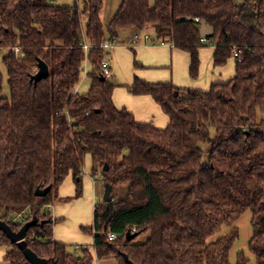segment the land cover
Here are the masks:
<instances>
[{
  "label": "trees",
  "instance_id": "obj_1",
  "mask_svg": "<svg viewBox=\"0 0 264 264\" xmlns=\"http://www.w3.org/2000/svg\"><path fill=\"white\" fill-rule=\"evenodd\" d=\"M101 3L0 0V220L30 211L27 220L38 223L27 232V247L56 264H127L124 255L133 264H230L233 224L249 211L248 248L255 264H264V0H122L105 28ZM201 24L212 31L214 66L231 58L233 46L243 50L232 78L206 91L134 79L131 92L153 98L167 117L164 128L114 106L115 85L99 70L105 37L151 26L152 42L189 53L195 79L205 45ZM82 36L92 46L87 53ZM39 60L48 76L35 82ZM84 63L90 86L79 95ZM87 156L92 175L100 173L111 192L128 188L122 199L95 203L93 227L83 228L94 232V256L88 246L73 254L53 241L54 220L44 210L68 175L79 196ZM47 186L45 196L35 195ZM223 226L232 228L213 240ZM127 232L135 234L130 241ZM0 245L10 248V264H29L1 231ZM235 264L249 260L239 252Z\"/></svg>",
  "mask_w": 264,
  "mask_h": 264
},
{
  "label": "crops",
  "instance_id": "obj_2",
  "mask_svg": "<svg viewBox=\"0 0 264 264\" xmlns=\"http://www.w3.org/2000/svg\"><path fill=\"white\" fill-rule=\"evenodd\" d=\"M58 5H71L76 0H52ZM99 19L105 28L112 21L121 6L122 0H101ZM202 38L211 34V28L206 24L199 26ZM135 30H122L118 33L119 44L105 51V60L109 62L112 72L111 82L115 85L112 92V102L117 109H125L140 123H152L157 128L167 125V117L160 106L149 95H136L131 92L134 79L147 83H170L176 88L206 91L215 82H225L235 74V63L232 58L221 66H214L213 45L209 42L199 49L198 75L192 79L189 75V53L174 47L172 44L161 45L150 39L139 38L132 44ZM95 176L86 167L82 171L79 196L76 194L75 181L68 175L56 189V199L49 209L44 208L52 220V240L66 246L75 247L79 254L81 247L88 246L94 256V232L87 233L83 228L93 227L95 203L101 201L103 190ZM124 186V185H123ZM99 200V201H98ZM86 205V208L85 206ZM88 211L91 219L83 221L79 211ZM69 252V251H68ZM6 254V253H5ZM4 254V255H5ZM0 259V264H10ZM92 264H117L114 259L97 260Z\"/></svg>",
  "mask_w": 264,
  "mask_h": 264
},
{
  "label": "rangeland",
  "instance_id": "obj_3",
  "mask_svg": "<svg viewBox=\"0 0 264 264\" xmlns=\"http://www.w3.org/2000/svg\"><path fill=\"white\" fill-rule=\"evenodd\" d=\"M149 1H150V4L153 5V0H149ZM84 20H85V18H83L82 22H84ZM148 27L150 29L148 33L152 36V28H151V26H148ZM83 67L85 68L86 71H85V73L82 74L81 81H80V83L76 89V93L79 95L86 94L88 89H89V86H90V78L86 75L87 72L90 71V65L88 63H84ZM111 79H112V75L108 81L111 82ZM6 93H7V90L5 87L3 94L6 95ZM85 167L87 170H90L91 162H90V158L88 156L86 157L83 171H84ZM96 181L99 183V185L101 186V189L104 191V182H103L102 178H100V177L96 178ZM127 189L128 188L126 185L115 187L111 192V196L113 197L112 201L124 198V196L127 192ZM100 200L102 201V197ZM84 206L86 208V205H84ZM79 215H81V218L83 219V221H86L87 219H91V214L88 211H86L85 209L83 211L82 210L79 211ZM92 217H93V215H92ZM233 227L236 228L238 231V238L234 241V243L231 246V249L229 251V263L235 264L237 254L239 252H242L246 256V258L249 260V264H255L254 256L250 253L249 248H248V243H249L250 238L252 236L251 213L249 211L244 212L240 216V218L237 221H235V223L233 224ZM231 228L232 227L223 226L220 229L219 233H217L212 239L214 240L216 238L222 237L223 235L228 233ZM141 240H142V238H140V237L137 238V242H139ZM74 249H75V247H73V246H67V250L70 253H75ZM9 250H10L9 247L0 245V259L3 260V255Z\"/></svg>",
  "mask_w": 264,
  "mask_h": 264
},
{
  "label": "water",
  "instance_id": "obj_4",
  "mask_svg": "<svg viewBox=\"0 0 264 264\" xmlns=\"http://www.w3.org/2000/svg\"><path fill=\"white\" fill-rule=\"evenodd\" d=\"M37 68V72L32 76V80H34L35 82L40 81L41 79H44L48 76V68L43 61L39 60L37 62ZM101 79L103 80L104 78L102 77ZM104 170H107L106 165L104 166ZM50 189L51 186H47L44 189H36L35 195L45 196ZM102 201L106 203L112 201L111 187L108 184H104ZM44 222L45 221H41L40 224L42 225ZM37 223L38 219L36 217H32L31 220L25 222L17 231H14L8 222L0 220V231L6 236V238L10 241L11 244L17 245V247L22 251L24 258L29 264H56L54 261H48L46 258L38 257L30 248L27 247V242L25 241L27 232L31 227L35 226ZM125 237L128 241H130L132 238L135 237V234L133 232H127L125 234ZM124 261L127 264H133L131 261H129L126 255H124Z\"/></svg>",
  "mask_w": 264,
  "mask_h": 264
},
{
  "label": "built area",
  "instance_id": "obj_5",
  "mask_svg": "<svg viewBox=\"0 0 264 264\" xmlns=\"http://www.w3.org/2000/svg\"><path fill=\"white\" fill-rule=\"evenodd\" d=\"M88 21L87 18H85L84 20V24H86ZM149 27L148 25H146L141 31H139L138 33H135L133 35V39L131 41L132 44H135L137 42V40L139 38H145V39H150L151 35L148 33L149 32ZM201 41L203 43L209 42L211 43V40H208L206 38H202ZM166 42H160L161 45L165 44ZM119 44V41L116 37H113L111 39L105 37L101 43L99 44L98 48H100L102 51H107L112 49L113 47L117 46ZM92 48L91 45L87 44L82 36V42H81V49H83L84 53H87L90 49ZM13 53L17 58H23L24 57V53L21 52V50L19 49L18 46L13 47ZM242 56H243V50L239 47L233 46L232 47V51H231V58L233 60H235L237 63H240L242 60ZM1 57V54H0ZM99 70L101 72V76L104 79L109 80L111 78L112 72H111V67L109 65V62L105 59H103L100 63V67ZM85 68L83 69V72L85 73ZM37 72V69L33 70V73L35 74ZM242 131H244V128H241ZM50 205H46L45 208L49 209ZM31 216L30 211H27L26 213H18L15 214L14 216H12L9 220V224H16L18 226H22L25 222L29 221L27 220L28 217ZM117 238V235L115 234H108V239L109 240H114ZM29 238H25V241H28Z\"/></svg>",
  "mask_w": 264,
  "mask_h": 264
}]
</instances>
